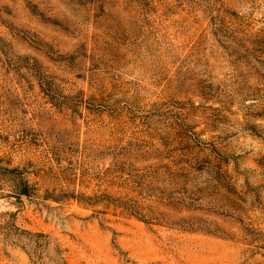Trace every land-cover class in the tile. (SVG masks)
<instances>
[{"label":"rangeland","instance_id":"obj_1","mask_svg":"<svg viewBox=\"0 0 264 264\" xmlns=\"http://www.w3.org/2000/svg\"><path fill=\"white\" fill-rule=\"evenodd\" d=\"M0 264H264V0H0Z\"/></svg>","mask_w":264,"mask_h":264}]
</instances>
